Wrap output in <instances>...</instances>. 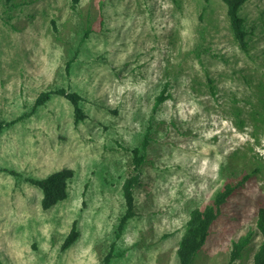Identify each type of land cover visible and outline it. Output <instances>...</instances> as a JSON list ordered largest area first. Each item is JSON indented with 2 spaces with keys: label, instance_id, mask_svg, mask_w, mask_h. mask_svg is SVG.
I'll return each mask as SVG.
<instances>
[{
  "label": "rangeland",
  "instance_id": "rangeland-1",
  "mask_svg": "<svg viewBox=\"0 0 264 264\" xmlns=\"http://www.w3.org/2000/svg\"><path fill=\"white\" fill-rule=\"evenodd\" d=\"M71 3L0 0V118L28 113L0 137V264H104L111 243L109 264H176L190 211L210 197L234 151L238 164L259 169L237 194L250 213L236 200L230 210L243 234L254 204H264V0L241 5L246 50L222 0ZM165 80L170 97L153 117L134 190L138 214L116 240L130 149ZM59 87L80 95L86 118L74 123L60 94L29 114L42 91ZM62 169L68 198L44 210L25 178ZM73 221L79 237L62 250ZM214 237L190 264H227Z\"/></svg>",
  "mask_w": 264,
  "mask_h": 264
},
{
  "label": "trees",
  "instance_id": "trees-1",
  "mask_svg": "<svg viewBox=\"0 0 264 264\" xmlns=\"http://www.w3.org/2000/svg\"><path fill=\"white\" fill-rule=\"evenodd\" d=\"M226 5V15L229 21L230 30L233 39L240 49L246 50V29L244 17L240 14L243 0H222ZM73 9H77L79 0H71ZM13 4V6L20 5ZM54 25V23H53ZM90 28V27H89ZM56 29V28H55ZM90 29L85 32L88 34ZM82 35L79 44L86 39V34ZM72 58L66 63V69L69 72L71 68ZM170 81L162 82L158 93L154 96L151 105V114L148 119L147 126L141 135L138 143L130 149L131 160L127 166V171L121 181L119 192L121 194L124 209L121 211L113 226L114 238L117 240L128 224V222L137 216L138 206L136 204L134 190L139 184L142 176V169L147 161V150L150 148L153 130V117L157 113L161 104L170 97ZM54 94L65 95L72 104L74 112V123L82 121L86 118V114L81 108L82 99L75 92L67 93L66 89L59 87L56 90L42 91L33 102L29 114L35 113L37 109L51 99ZM28 116V113L20 115L18 118L6 121L0 118V137L2 134L17 122ZM236 151L232 153V159L222 163L219 167V180L213 187L210 197L202 205L196 207L189 213L186 221L185 230L179 241L178 248L175 253L176 264H190L195 256L209 243L211 238L220 240L222 233L228 235L222 238L227 264H232L236 260H240L243 256H250L249 264H264V204L255 205L251 212V220L246 225V231L242 234L235 228L237 217L231 215L233 208V200L238 202L237 194L243 192L245 182L251 180V177L257 172L258 167L252 169L253 164H238L235 160ZM254 161H258L253 156ZM14 174V173H13ZM67 172L66 169L58 170L48 175L37 178L27 177L26 182L38 188L42 197V208L49 209L68 198L67 192ZM245 205L248 214L250 213V203L241 202ZM240 209V207H238ZM216 234V235H214ZM79 237L77 221H73L70 231L64 237L61 249H68ZM115 243H111L104 257V264H109L114 257Z\"/></svg>",
  "mask_w": 264,
  "mask_h": 264
}]
</instances>
